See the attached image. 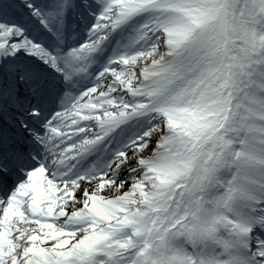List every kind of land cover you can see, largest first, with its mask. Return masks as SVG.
<instances>
[{
	"label": "snow or ice",
	"instance_id": "1",
	"mask_svg": "<svg viewBox=\"0 0 264 264\" xmlns=\"http://www.w3.org/2000/svg\"><path fill=\"white\" fill-rule=\"evenodd\" d=\"M0 264H264V0H0Z\"/></svg>",
	"mask_w": 264,
	"mask_h": 264
}]
</instances>
